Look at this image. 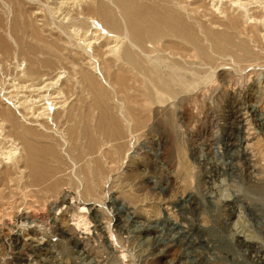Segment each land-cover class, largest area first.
Here are the masks:
<instances>
[{
	"label": "rangeland",
	"instance_id": "obj_1",
	"mask_svg": "<svg viewBox=\"0 0 264 264\" xmlns=\"http://www.w3.org/2000/svg\"><path fill=\"white\" fill-rule=\"evenodd\" d=\"M63 1L0 0V264H264V0H131L180 12L203 49L177 37L172 50L158 43L147 62L175 86L154 102L142 100L143 77L119 69L122 60L115 78L104 72L115 56L107 47L141 53L118 3ZM100 1L120 30L84 11ZM214 34L233 47L216 48ZM23 136L42 151L48 174L39 184L29 179ZM77 199L87 203L82 213Z\"/></svg>",
	"mask_w": 264,
	"mask_h": 264
},
{
	"label": "bare ground",
	"instance_id": "obj_2",
	"mask_svg": "<svg viewBox=\"0 0 264 264\" xmlns=\"http://www.w3.org/2000/svg\"><path fill=\"white\" fill-rule=\"evenodd\" d=\"M76 1V0H75ZM75 1H71V0H65V1H63L62 3L64 4V3H66V5H68L69 3L71 4L72 2H73V4H74V6H75V3H77V1L75 2ZM86 0H78V3L79 2H85ZM117 3H118V5H119V7L122 9V12H123V15H124V17L126 18V21H127V26H128V29H129V35H130V39H131V41H132V43L135 45V46H137L138 47V49H140L141 51V53L140 54H136L133 50H132V47L130 48L128 45H126V44H122V46L121 45H116L117 47H115V46H109V47H107L104 51L105 52H109V53H112L113 55H115L114 56V58L112 59H109V58H107L106 59V68H105V70H104V72L109 76L110 75V72L113 70V64L115 65L116 64V62H118V61H120V60H122V63L119 65V69H123V70H125L126 72H134V71H137L138 72V74H140L141 76H139V77H143V80L141 81L140 80V82H136V83H138L139 85H137V86H139V90H140V96H141V98H142V100L144 101V102H147V101H150V102H154V101H158V100H160V97L158 96V94H160V93H162V92H168L169 93V91H172L173 89H174V86H175V84H174V81L172 80V79H170V77H168L167 78V76H164V74H162L161 73V71H160V67H159V65H158V63H156L155 62V60L154 61H150V62H147V59H146V57H148L149 58V55L152 53V51L154 50H157V45H158V43H162V45H161V49L160 50H172V48H174V47H171L172 45L174 46L176 43L174 42H170V44H167V43H169L168 42V40H170V39H172V38H178V39H180L181 41H182V43L183 42H185L186 43V46L188 45L187 43H189L190 45H192L196 50H197V52L198 53H200V55H201V53L203 54V49H201V45H200V43H199V36L197 37L195 34H197L196 32H195V34H194V32H193V28H191L187 23H184V20H183V18H182V15H180L179 13H176L175 11H173V10H168V9H165V8H162V7H159V6H150V7H144V6H140V5H136L135 3H133L131 0H115ZM77 3V5H80V3L78 4ZM58 5V4H57ZM62 5V4H61ZM88 5V4H87ZM91 6V4H89V7L88 8H84V11L87 13V14H98L99 15V17L101 18V20L104 22V24L106 25L105 27L108 29H111V30H115V31H117V30H120V24H119V22L117 21V19H116V17H115V15H114V13L110 10V8L109 7H107V5L104 3V2H102V1H100V2H98V4H97V6H96V8H91L90 7ZM59 7V6H58ZM61 7V6H60ZM59 7V8H60ZM63 7V6H62ZM61 7V8H62ZM79 6H77V8H78ZM85 7V6H84ZM76 8V9H77ZM79 9V8H78ZM83 10V9H82ZM33 14V13H32ZM50 16V15H49ZM184 16V15H183ZM64 17V16H63ZM19 26V25H18ZM18 26H17V28H18ZM100 26V25H99ZM20 27V26H19ZM35 27V26H34ZM33 26H32V28L33 29H36V30H38L37 28H34ZM71 27V26H70ZM103 28H104V26H103ZM102 30V29H101ZM200 30V29H199ZM208 30V29H207ZM18 31H19V29H18ZM209 31H212V30H209ZM214 31V30H213ZM91 32V31H90ZM89 32V33H90ZM98 32V31H97ZM42 33V32H41ZM107 33V32H106ZM211 33V32H210ZM222 33V32H221ZM17 34V33H16ZM39 34V33H38ZM43 34V33H42ZM110 34V33H109ZM112 34V33H111ZM128 34V33H127ZM35 35V34H34ZM95 35H96V33H95ZM100 35H102L101 33H100ZM37 36V35H36ZM41 35H39V37H40ZM85 36V35H84ZM38 37V38H39ZM42 37V36H41ZM55 37V36H54ZM59 37V36H58ZM86 37V36H85ZM90 37H91V35H90ZM115 36H109V38H112L111 40L113 41V38H114ZM172 37V38H171ZM37 38V37H36ZM51 38V37H50ZM104 38V37H103ZM211 40H212V44H214L215 46H216V48H224V50H226L227 49V47H229V49H231L230 47L232 46L231 44H230V42H229V40H228V37H226V36H224V34L221 36V35H217V34H214V35H211ZM41 39V38H40ZM100 39V38H99ZM117 39V38H116ZM177 39V40H178ZM2 40V39H1ZM39 40V39H38ZM56 40V39H55ZM59 40V39H58ZM42 41V40H41ZM44 41V40H43ZM87 41V40H86ZM179 41V40H178ZM1 42V41H0ZM3 42V41H2ZM1 42V43H2ZM40 42V41H39ZM56 42V41H55ZM54 42V43H55ZM118 42V44L119 43H121L122 41L121 40H118L117 41ZM202 42V41H201ZM83 43V42H82ZM90 43V42H89ZM112 43V42H111ZM172 43V44H171ZM181 43V44H182ZM225 43V45H226V47L223 45V44ZM40 44H42V43H40ZM45 44V43H44ZM43 44V45H44ZM92 44V43H91ZM108 44V43H107ZM106 44V45H107ZM179 44H180V42H179ZM236 44V43H235ZM52 45H53V43H52ZM89 45V44H88ZM169 45H171V46H169ZM2 46V45H1ZM8 46V45H7ZM7 46H5V48L7 47ZM42 46V45H41ZM45 46V45H44ZM46 46H48V45H46ZM177 46V45H176ZM43 47V46H42ZM136 47V48H137ZM191 47V46H190ZM190 47H188V48H190ZM233 47V46H232ZM235 47H237V46H235ZM48 48H49V46H48ZM54 49H57V47L55 48V47H53ZM178 48H180V50L183 48V50H185V48L186 49H188L187 47H185V46H182V45H180V47H178ZM178 48H177V50H174V51H176L177 53L179 52V50H178ZM226 48V49H225ZM245 48H246V46H245ZM87 49V48H86ZM135 49V48H134ZM175 49V48H174ZM233 50H234V48H232ZM247 49V48H246ZM7 50V49H6ZM94 50V49H93ZM116 50H119L118 52H119V54L118 53H116ZM2 51H3V47H2ZM36 51V50H35ZM39 51V50H38ZM41 51H43V50H41ZM55 51V50H54ZM90 51V50H89ZM228 51V50H227ZM231 52H232V50H230ZM251 51V50H250ZM37 52V51H36ZM103 53V54H107V53ZM165 52H167V51H165ZM188 52V51H187ZM196 52V51H195ZM229 52V51H228ZM245 52V51H244ZM247 52V51H246ZM44 53V52H43ZM57 53H58V51H57ZM146 55H145V54ZM177 53H175V55H177ZM248 53V52H247ZM247 53H245V54H247ZM250 54V53H249ZM179 55V54H178ZM181 57V56H180ZM175 58H177V56L175 57ZM96 59V58H95ZM157 61V60H156ZM46 62V61H45ZM158 62V61H157ZM46 65H47V63H46ZM118 65V64H117ZM163 67V66H162ZM163 69V68H162ZM165 69V68H164ZM34 70V69H33ZM166 70V69H165ZM125 71H124V73H125ZM171 71V70H170ZM86 74H87V72H86ZM112 74H113V77H114V72H112ZM112 74L110 75V76H112ZM133 74V73H132ZM135 74V73H134ZM176 74V73H175ZM89 75V74H88ZM125 75V74H124ZM123 75V76H124ZM87 76V75H86ZM107 76V77H108ZM127 76V75H126ZM126 76H124V77H126ZM133 76V75H132ZM137 76V75H136ZM175 77H176V75H174ZM129 77V76H128ZM138 77V76H137ZM115 78V77H114ZM114 78H113V80H114ZM127 78V77H126ZM136 78V77H135ZM134 78V79H135ZM90 79V78H89ZM105 79H106V77H105ZM131 79V78H130ZM138 79V78H137ZM137 79H135V80H137ZM116 81V83L117 84H120V85H122V86H124L125 84V82H126V80H125V78H123L122 77V75H118L117 77H116V79H115ZM133 80V79H132ZM178 80V79H177ZM44 81V80H43ZM107 81V80H106ZM49 82V81H48ZM92 82H93V80H92ZM96 82V81H95ZM114 82V81H113ZM115 82H114V84H115ZM40 83V82H39ZM38 83V84H39ZM127 83H128V81H127ZM129 83H130V80H129ZM35 84V83H34ZM37 84V85H38ZM45 84V83H44ZM89 84V83H88ZM124 84V85H123ZM43 85V84H42ZM116 85V84H115ZM25 86V85H24ZM36 86V85H35ZM101 87H102V85H100ZM129 86H131L130 84H129ZM28 87V86H27ZM91 87V86H90ZM132 87V86H131ZM49 88V87H48ZM92 88H94V87H92ZM123 88H125V87H123ZM44 89V86H42V87H34V91H37V92H39V94H40V92L42 91ZM50 89V88H49ZM137 89H138V87H137ZM30 90V89H29ZM28 90V91H29ZM46 90V89H45ZM45 90H43V91H45ZM31 91H32V89H31ZM52 91V90H51ZM3 92V91H2ZM1 92V94H3ZM46 92H48V91H46ZM53 92V91H52ZM177 92V91H176ZM7 93V92H6ZM9 93V92H8ZM31 93H33V91L31 92ZM30 93V94H31ZM35 93V92H34ZM45 93V92H44ZM53 93H55V92H53ZM178 93V92H177ZM25 95V94H24ZM33 95V94H32ZM32 95H28V96H26V99L28 100V98H30V97H32ZM37 95V94H36ZM18 96H19V94H18ZM35 96V95H34ZM33 96V97H34ZM47 95H40L39 96V98L41 99L40 101H43V98L44 97H46ZM17 97V96H16ZM50 97V96H49ZM48 97V98H49ZM13 98V97H12ZM19 98V97H18ZM21 98V97H20ZM23 98H24V96H23ZM38 98V97H37ZM51 98V97H50ZM2 99V98H1ZM7 99V98H6ZM11 99V98H10ZM10 99H8L7 101H10ZM14 99V98H13ZM25 99V98H24ZM31 99V98H30ZM140 99V98H139ZM39 100V99H38ZM38 100H33L34 102H38ZM4 101V100H3ZM11 101H13V100H11ZM11 101L9 102V103H11ZM18 101V100H17ZM22 101V100H21ZM26 101V100H25ZM28 101H30V100H28ZM24 102V101H23ZM33 102V103H34ZM1 103V102H0ZM7 103V102H6ZM5 103V104H6ZM17 104H18V102H16ZM25 103H27V102H25ZM21 104L22 103H20V105L18 104V106H21ZM24 104V103H23ZM51 104V103H50ZM147 104V103H146ZM34 105V104H33ZM145 105V104H144ZM17 106V107H18ZM52 106V105H51ZM146 106V105H145ZM25 107V106H24ZM36 107V106H35ZM61 107V106H60ZM29 108H31V107H29ZM33 108V107H32ZM32 108H31V110H32ZM7 109V108H6ZM24 109V108H23ZM26 109V108H25ZM28 109V108H27ZM40 109V108H39ZM8 111H9V109H7ZM12 111V110H11ZM10 112V111H9ZM13 112V111H12ZM32 112V111H31ZM40 112V111H39ZM5 113H6V111H5ZM5 113H3V115L4 116H6L5 115ZM38 113V112H37ZM14 114V113H13ZM13 114H11V115H13ZM47 114V113H46ZM11 115H10V117H11ZM14 117V116H13ZM42 117V116H41ZM16 118V117H15ZM15 118H9V124L11 123V128H12V130L13 129H18V128H20V123L18 122V121H16L15 120ZM48 118V117H47ZM35 119V118H34ZM3 120V119H2ZM6 121H7V119H6ZM41 121V120H40ZM37 122H39V121H37ZM1 123V122H0ZM6 123V122H5ZM5 123H4V125H5ZM44 123V122H43ZM46 123V122H45ZM102 125H103V123H101ZM113 124V123H112ZM112 124H111V126H112ZM115 124V123H114ZM48 124H46V126H47ZM101 125V126H102ZM107 125V124H106ZM27 126V125H26ZM25 126V127H26ZM35 126V125H34ZM33 126V127H34ZM40 126L42 127V124H40ZM39 126V127H40ZM45 126V125H44ZM104 126H105V124H104ZM103 126V127H104ZM114 126V125H113ZM112 126V127H113ZM3 127V126H2ZM2 127H0V128H2ZM102 127V128H103ZM107 127V129L109 128V125L108 126H106ZM116 127V126H115ZM118 127V126H117ZM29 128V127H28ZM119 128V127H118ZM117 128V129H118ZM25 129V128H24ZM36 129V128H35ZM35 129L33 130V131H35ZM113 130H114V127L112 128ZM31 130V129H30ZM42 130V129H41ZM104 130H106V129H104ZM123 130V129H122ZM29 131V130H28ZM32 131V132H33ZM108 131H109V129H108ZM107 131V132H108ZM120 131V130H119ZM10 132V131H9ZM14 132V131H13ZM27 132V131H26ZM36 132H38V130L36 129ZM44 132V131H43ZM43 132H40V133H43ZM113 133H115V131L113 132ZM112 133V134H113ZM123 133V132H122ZM6 134V133H5ZM17 134V133H16ZM21 134V133H20ZM25 134V133H24ZM31 134V133H30ZM39 134V133H38ZM47 134H49V133H47ZM56 134V133H55ZM73 134V133H72ZM111 134V135H112ZM35 135V134H34ZM114 135H117V134H114ZM14 136H17V135H15L14 134ZM39 136V135H38ZM37 136V138H39V137H41V136H45V135H42V134H40V136L38 137ZM46 136H50V135H46ZM45 136V137H46ZM7 137V136H6ZM10 137H11V134H10ZM18 137H19V139H20V136L18 135ZM17 137V138H18ZM24 137V136H23ZM35 137H36V135H35ZM52 137V136H51ZM16 137H14V139H15ZM32 138H34V137H32ZM6 139V138H5ZM8 139V138H7ZM11 140H12V137H11ZM18 140V139H17ZM8 141H10V138H9V140ZM7 141V142H8ZM13 141V143L10 145V143H9V146H11L12 147V151L14 152H12V154H17L18 155V153L20 154V152L18 151L19 150V147L18 146H16V144L17 143H15V141L14 140H12ZM19 141V140H18ZM17 141V142H18ZM3 142V141H2ZM1 142V143H2ZM6 142V143H7ZM33 141H30L29 140V138H27V137H24V138H22V142L20 141V143H22V146H20V149H22L23 150V152L25 153H27V156H26V154H24V156H26V163H25V165L27 166V168H28V170H29V173L28 172H26V173H28L29 174V176H30V178L29 177H27V178H29V179H33V181H34V183L36 184V182L35 181H37V183L39 184V182L38 181H40V180H42L43 179V177H45L44 175V173H47L46 172V170H45V165H42L38 160L39 159H37V157H39V156H41V153H42V151L40 150V149H38V147H36L35 145H34V143H32ZM47 143H49V142H47ZM3 144V143H2ZM5 144V143H4ZM36 144H38V145H40L39 143H36ZM43 145H44V143H42ZM8 145V144H7ZM18 145V144H17ZM45 145L46 146H48L49 144H46L45 143ZM50 145H51V142H50ZM67 145V144H66ZM41 146V145H40ZM54 146V145H53ZM2 147V146H1ZM10 147V148H11ZM44 147V146H43ZM49 147V146H48ZM52 147V146H51ZM9 148V147H8ZM47 148V147H46ZM53 148V147H52ZM1 149V148H0ZM43 149H45V148H43ZM54 149V148H53ZM4 150V149H3ZM3 150H1V151H3ZM8 150V149H7ZM46 150V149H45ZM50 150V149H49ZM48 150V151H49ZM245 150V149H244ZM0 151V152H1ZM55 151V150H54ZM9 152H10V150H9ZM52 153H53V151H51ZM4 153H6V150H5V152ZM4 153H3V155H4ZM44 153H45V151H44ZM50 153V152H49ZM51 153V154H52ZM8 154V153H7ZM10 154H11V152H10ZM46 154V153H45ZM55 155H56V153H54ZM89 154V153H88ZM93 154V153H92ZM9 155V154H8ZM47 155V154H46ZM53 155V154H52ZM51 155V156H52ZM91 155V154H90ZM21 156V155H20ZM48 156V155H47ZM46 156V157H47ZM4 157V156H3ZM44 157V156H43ZM15 158H16V156H15ZM1 159V158H0ZM2 159H4V158H2ZM2 159H1V161H2ZM6 159V158H5ZM8 159H9V157H8ZM44 159V158H43ZM47 159V158H46ZM16 160V159H15ZM17 161V160H16ZM42 161H44V160H42ZM18 162V161H17ZM25 162V161H24ZM44 162H46V161H44ZM93 162H94V160H93ZM1 163V162H0ZM21 163V162H20ZM96 163V162H95ZM22 164V163H21ZM24 164V163H23ZM44 164V163H43ZM12 165H14V164H12ZM48 165V164H47ZM47 165H46V168H47ZM14 166H16V165H14ZM50 166V165H49ZM92 166V165H91ZM96 166H98V164H96ZM25 168V167H24ZM90 168V167H89ZM99 168V167H98ZM8 169H9V167H8ZM19 169V168H18ZM48 169L49 170H51L52 169V171H54L55 169H53L52 167H51V169L48 167ZM47 169V170H48ZM88 169V168H87ZM93 169H94V167H93ZM27 170V169H26ZM27 170V171H28ZM85 170V169H84ZM95 171H97V170H94V172H93V174L94 173H97V172H95ZM14 172H16V171H14ZM23 172V171H22ZM87 172H89V171H87ZM20 173H21V170H20ZM26 173H25V176H27L26 175ZM82 173H84L83 172V169H82ZM85 173H86V170H85ZM14 174V173H13ZM18 175H19V173H17ZM48 174V173H47ZM46 174V175H47ZM52 174V173H51ZM88 174V173H87ZM0 175H1V173H0ZM21 175H22V173H21ZM85 175V174H84ZM89 175V174H88ZM95 176H96V174H94ZM23 176V175H22ZM9 177V176H8ZM19 177V176H18ZM17 177V178H18ZM84 177V176H83ZM86 177V176H85ZM84 177V181H87V179ZM88 177V176H87ZM4 178V177H3ZM2 178V179H3ZM22 178V177H21ZM21 178H20V180H21ZM46 178V177H45ZM96 178H98V176L96 177ZM5 179V178H4ZM6 179H7V177H6ZM9 179H10V177H9ZM89 179V178H88ZM99 179V178H98ZM23 180V179H22ZM28 180V179H27ZM46 180V179H45ZM95 180V179H94ZM12 181V180H11ZM24 181V180H23ZM22 181V182H23ZM31 181V180H30ZM43 181V180H42ZM90 181V180H89ZM88 181V182H89ZM2 182V181H1ZM17 182V181H16ZM29 183V181H26V182H24L25 184L26 183ZM12 183V182H11ZM18 183H21V182H18ZM95 183H98L97 181L95 182ZM1 185H2V183H0ZM43 184V183H42ZM54 184V183H53ZM56 184V183H55ZM84 184H86V182L84 183ZM91 184V183H90ZM9 185V184H8ZM27 185V184H26ZM52 185V184H51ZM14 186V185H13ZM30 186V185H29ZM37 186V185H36ZM83 186V185H82ZM92 186V185H91ZM90 186V187H91ZM16 187H18V186H16ZM89 187V188H90ZM10 188V187H9ZM13 188V187H12ZM50 188V187H49ZM52 188H53V186H52ZM55 188V187H54ZM84 188H86V187H84ZM20 189V188H19ZM48 189V188H47ZM13 190H16V189H13ZM50 190V189H49ZM81 190V189H80ZM86 190V189H85ZM4 191H5V189H4ZM79 191V190H78ZM77 191V192H78ZM83 191V190H82ZM9 192H10V190H9ZM3 193V192H2ZM1 194V193H0ZM10 194H11V192H10ZM80 194H82V193H80ZM1 197H3V195H1ZM6 197H9V196H6ZM16 197V196H15ZM14 197V198H15ZM67 197V196H66ZM66 197H61L62 198V203L64 202L65 203V201H66ZM81 197V196H80ZM17 199V198H16ZM81 199V198H80ZM80 199H77V200H75V204L74 205H76V206H78V207H76L78 210H79V212H81L82 213V211L85 209V205H87V203L84 201V203L82 204V203H79L78 201L80 200ZM1 200V199H0ZM82 200V199H81ZM59 201V200H58ZM12 202V201H11ZM11 202H9V203H11ZM14 202V201H13ZM12 202V203H13ZM57 202V201H56ZM72 202H74V201H72ZM83 202V201H82ZM6 203V202H5ZM4 203V204H5ZM8 203V202H7ZM6 203V204H7ZM11 203V204H12ZM5 204V205H6ZM10 204V205H11ZM58 204V203H57ZM1 205V204H0ZM17 205V204H16ZM18 205H19V202H18ZM80 205H82V206H80ZM7 206L9 207V205L7 204ZM8 207H7V209H8ZM13 207V206H12ZM19 207V206H18ZM71 207H72V204H71ZM75 207V206H74ZM81 207V208H80ZM0 208H2L1 206H0ZM15 208H16V206H15ZM60 208H62V207H60ZM6 209V210H7ZM59 209V208H58ZM14 210V209H13ZM75 211H76V209H75ZM2 212V211H1ZM0 212V213H1ZM77 212V211H76ZM6 213H7V211H6ZM24 216H25V214H23ZM29 216V215H28ZM82 216H84L83 214H82ZM81 216V217H82ZM19 217V216H18ZM21 218V217H20ZM29 218V217H28ZM31 218V217H30ZM23 219V218H22ZM36 222H38V219H33V217H32V220H30V223L29 224H31V223H36ZM39 224H40V220H39V222H38ZM38 224V225H39ZM21 225H22V227H23V225H26V223L24 224H22L21 223ZM32 225V224H31ZM34 225V224H33ZM36 225V224H35ZM41 225V224H40ZM39 225V226H40ZM42 225H43V222H42ZM18 227V226H17ZM16 227V228H17ZM26 229H29L30 230V228L31 227H29L28 226V223H27V225H26ZM34 227V226H33ZM38 227V226H37ZM25 228V227H24ZM34 229H36V228H34ZM38 230V229H37ZM86 230V229H85ZM38 231H40V230H38ZM21 233H22V230H20V231H18V237L21 235ZM31 233L33 234V235H35L37 232L36 231H34V230H32L31 231ZM38 234V233H37ZM76 235V234H75ZM76 239H78V241L79 240H81V237L80 236H78V235H76ZM17 240H19V238H17ZM26 241V240H25ZM243 242L244 243H248V241L247 240H243ZM250 245V244H249ZM22 246H24V243H23V245ZM23 248V247H22Z\"/></svg>",
	"mask_w": 264,
	"mask_h": 264
}]
</instances>
